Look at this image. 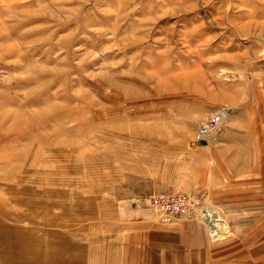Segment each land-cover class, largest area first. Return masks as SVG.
<instances>
[{"label":"rangeland","instance_id":"374dc122","mask_svg":"<svg viewBox=\"0 0 264 264\" xmlns=\"http://www.w3.org/2000/svg\"><path fill=\"white\" fill-rule=\"evenodd\" d=\"M200 208L264 264V0H0V264H144Z\"/></svg>","mask_w":264,"mask_h":264},{"label":"crops","instance_id":"0c3cea01","mask_svg":"<svg viewBox=\"0 0 264 264\" xmlns=\"http://www.w3.org/2000/svg\"><path fill=\"white\" fill-rule=\"evenodd\" d=\"M194 216L171 226H156L154 232L158 236H154L153 245L158 247L159 253L146 256L144 264H211L209 249L214 244L210 239V227L205 220Z\"/></svg>","mask_w":264,"mask_h":264},{"label":"built area","instance_id":"2783aa9c","mask_svg":"<svg viewBox=\"0 0 264 264\" xmlns=\"http://www.w3.org/2000/svg\"><path fill=\"white\" fill-rule=\"evenodd\" d=\"M224 109V107L220 108L212 117L207 118L201 124L195 137L197 142L208 140L215 134V131L219 129L225 119L222 111ZM151 203L156 210L170 217H189L193 215L195 209L201 206V198L187 194H162L154 196L151 199ZM200 209L205 218V210L207 211V209Z\"/></svg>","mask_w":264,"mask_h":264},{"label":"water","instance_id":"95a60500","mask_svg":"<svg viewBox=\"0 0 264 264\" xmlns=\"http://www.w3.org/2000/svg\"><path fill=\"white\" fill-rule=\"evenodd\" d=\"M205 222L209 225L210 227V232L211 234L214 235H218V229L220 228V222H221V218L218 214V212L213 211L212 213H207V211L205 210Z\"/></svg>","mask_w":264,"mask_h":264},{"label":"bare ground","instance_id":"6f19581e","mask_svg":"<svg viewBox=\"0 0 264 264\" xmlns=\"http://www.w3.org/2000/svg\"><path fill=\"white\" fill-rule=\"evenodd\" d=\"M223 111V113H224V117L225 118H227L226 116L228 115V109H224V110H222ZM222 124V123H221ZM201 126V125H200ZM217 131V130H216ZM216 131H215V133H216ZM216 136V135H215ZM211 139V138H210ZM207 211H208V213L210 214V213H212L213 211H215V210H212V209H207ZM221 218V217H220ZM221 224V223H220ZM218 232H219V235L220 234H222V235H224L225 234V231H220L219 229H218ZM221 235V236H222Z\"/></svg>","mask_w":264,"mask_h":264}]
</instances>
